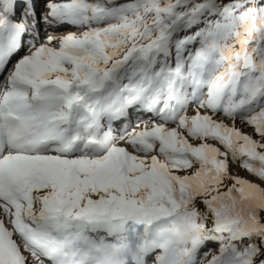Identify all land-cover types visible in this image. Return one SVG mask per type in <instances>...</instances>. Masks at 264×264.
Instances as JSON below:
<instances>
[{"label": "snow or ice", "instance_id": "obj_1", "mask_svg": "<svg viewBox=\"0 0 264 264\" xmlns=\"http://www.w3.org/2000/svg\"><path fill=\"white\" fill-rule=\"evenodd\" d=\"M45 7L0 0V264H264V0Z\"/></svg>", "mask_w": 264, "mask_h": 264}, {"label": "rangeland", "instance_id": "obj_2", "mask_svg": "<svg viewBox=\"0 0 264 264\" xmlns=\"http://www.w3.org/2000/svg\"><path fill=\"white\" fill-rule=\"evenodd\" d=\"M225 2H227V0H225ZM68 26L69 25H65L62 28L63 29H67ZM77 31H78L77 29H74L72 32H77ZM40 34L43 36V32H41ZM60 34H61V32H60ZM21 54H23V53H21ZM237 127H240L242 129V131H244L246 133H251V131H252L251 128H249V127H247L245 125H242L240 123V121H237ZM232 172H233L234 175H238L241 178L250 180V181H252L254 183L261 184V186H264V182L260 181L258 178L253 177L252 175L247 173V171L244 170V169H241V168H239L237 166H233L232 167ZM218 247H219V245L217 243H209L206 247L201 249V252L199 254L200 264H208V260H210L213 255L217 254ZM205 252L208 253L207 256L204 255Z\"/></svg>", "mask_w": 264, "mask_h": 264}, {"label": "bare ground", "instance_id": "obj_3", "mask_svg": "<svg viewBox=\"0 0 264 264\" xmlns=\"http://www.w3.org/2000/svg\"><path fill=\"white\" fill-rule=\"evenodd\" d=\"M63 29V28H62ZM69 32H72V30L71 31H69ZM66 29H63L62 31H61V34L62 35H64V34H67V33H69Z\"/></svg>", "mask_w": 264, "mask_h": 264}]
</instances>
